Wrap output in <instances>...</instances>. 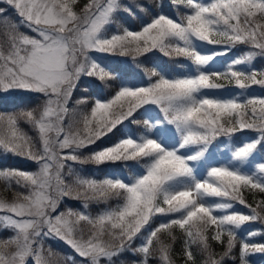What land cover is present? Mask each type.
I'll list each match as a JSON object with an SVG mask.
<instances>
[{"label":"snow or ice","instance_id":"6c2138e0","mask_svg":"<svg viewBox=\"0 0 264 264\" xmlns=\"http://www.w3.org/2000/svg\"><path fill=\"white\" fill-rule=\"evenodd\" d=\"M3 2L0 98L19 91L44 101L39 110L0 113V151L38 165L36 171L0 169L6 188L24 189L11 202L0 198L7 213L0 230L13 232L0 239V264H61L51 245L45 248L50 239L62 240L85 264H115L112 258L124 251L139 254L131 264H176L177 229L183 264H224L227 258L250 264L251 254H264V243L241 239L233 255L237 231L264 224V199L253 207L244 197L245 191L254 199L264 194V96L251 91L264 87V70L247 67L264 57V0H172L168 6L88 0L79 11L78 0ZM175 5L185 11H174ZM124 12L143 13L140 26L110 32ZM237 45L249 50L229 55ZM154 52L162 54L159 62L146 55ZM96 53L143 56L156 67L133 79ZM82 76L93 78L89 86L98 92L91 101L76 100L90 104L86 110H71ZM21 121L36 131L35 139ZM69 162L112 167L96 179ZM65 198L82 199L85 211H60ZM90 202L104 209L93 215ZM213 242L224 251L217 253Z\"/></svg>","mask_w":264,"mask_h":264},{"label":"rangeland","instance_id":"374dc122","mask_svg":"<svg viewBox=\"0 0 264 264\" xmlns=\"http://www.w3.org/2000/svg\"><path fill=\"white\" fill-rule=\"evenodd\" d=\"M153 1L154 0H150V2H153ZM156 1L158 2V4L163 3V0H156ZM128 2H129V0H121V3L124 4L125 6L128 4ZM0 3L5 4L3 2V0H0ZM86 3H88V0H78V4L76 5V10L79 11V9L81 7H83V5H85ZM170 4H172V0L170 1ZM7 7L8 6L6 5V8ZM173 8H174L173 9L174 11H177L181 14L185 11V9L182 5H175V6H173ZM124 15L128 18L132 17V16H129L127 12H124L122 14H117V16L114 17V21H115L114 24L109 27L110 32L115 31L121 25L126 26V27L129 26L128 24H124V22H123V18H124L123 16ZM13 16H15V15L13 14ZM22 29H23V31H26L24 28H22ZM29 34H31V33H29ZM248 50H249V48L246 45H237L236 48L233 50V52L229 53V55L234 56V57L239 56ZM154 53H155V55H153V56L147 55V57L149 59H153V60H156L157 62H159L161 57H162V54H160L158 52H154ZM95 55L105 57L106 63L113 64L115 66V68H117V69H119V68L126 69L129 78H133V79L139 78L140 74H144V76H146L147 73L145 72V69H152L151 68L152 66L147 64L148 59H145V57H143V56L139 57L137 60H133L131 56L109 58L107 54L96 53ZM163 59L166 61H169V63H172V61H170L169 58H167V57H164ZM141 61H143V63H141ZM175 63L177 65H185V61L182 58H176ZM151 65L156 67V65L153 63H151ZM247 67L255 69V70H264V57L257 56L253 60L252 64L248 65ZM185 70H187L186 65H185ZM110 71H111V69H110ZM83 77L84 76L81 77V82L79 83L77 90L73 93V99L69 102V107H71V109L75 110V111H83V110H86L87 107H90V104L88 106L76 104V100L80 99L81 97H84L86 88H89L91 91H97L96 89H98V86H91V87L89 86L92 83L93 78L87 77L86 79H84ZM81 84L83 86H81ZM251 91L255 95L264 96V87L253 85ZM96 95H97V92L94 94L93 98L96 97ZM160 128H161L163 134H168V130L165 128V126L161 125ZM244 135L245 136H252L253 133L246 131L244 133ZM222 151H224L223 145L220 146V152H222ZM220 152L216 153L217 157H219ZM84 155H88V153L84 152ZM69 164L75 170V172L79 173L81 176H90V177L94 176L96 179H102L105 176V174L104 175L97 174L95 171H92V170L87 172V171H84L81 169H76L75 163L69 162ZM25 165H26V168H22L23 166L20 163L16 169L36 171L38 168V165L36 163H26ZM77 165L84 168V167H87L88 164H84V165L77 164ZM3 168H6V167L0 166V169H3ZM65 172H67V167L65 168ZM98 177H100V178H98ZM71 179H73V178L71 177ZM66 182L70 184V179L69 178L66 179ZM0 198H2V197H0ZM3 199H5L9 202H11L13 200V198H3ZM236 207H237V210L244 212L245 214H250L248 212V210L246 208H244V206L237 205ZM67 208H71L74 211H81V212L85 211L83 206H71V203L67 201V198H65L64 202L62 203V205L60 207V211H64ZM100 211H102V210H100ZM100 211L96 212L94 215L98 214ZM6 214L7 213L0 210V216L6 215ZM0 223H3V221H0ZM252 230H255L258 234L254 237H249L247 235V233L249 231H252ZM12 235H13V232L10 229L0 230V239H6ZM237 235H241L242 238L244 240H247V242H249V243H264V224H261L259 221L250 222V223L242 226V228L237 231ZM45 242L49 243L50 245L54 246L57 249L58 254H59V259L62 260V262H63V260H68V257H72L74 259V255L76 253L70 247H68L62 240L50 239V240H46ZM45 248L47 249L48 246H45ZM54 252H56V251H54ZM248 259L252 264H264V254H261V253H253L248 257ZM74 262L76 264H85L84 260L79 256L74 260ZM101 264H106V262L104 260H101ZM115 264H119V262H117Z\"/></svg>","mask_w":264,"mask_h":264},{"label":"trees","instance_id":"16d2710c","mask_svg":"<svg viewBox=\"0 0 264 264\" xmlns=\"http://www.w3.org/2000/svg\"><path fill=\"white\" fill-rule=\"evenodd\" d=\"M171 0H163V4L168 6L170 4ZM153 4L159 5L158 2L156 0H154L152 2ZM0 8H6V4H1L0 3ZM174 9V8H173ZM167 10V8H166ZM13 15V14H12ZM144 15L143 13H138L136 16H132L131 18L126 17L125 15L123 16V22L124 24H128L129 26L134 25L136 26V28H138L141 24V16ZM16 17L13 16V19H15ZM21 31H23V29H20ZM146 55H155V53H148ZM148 65L152 66L151 68H155V66L151 65V63H147ZM84 79H86L87 77H83ZM81 82V81H80ZM81 86H83L81 84ZM112 87H115V85H111L109 86V88L105 89V91H109L111 90ZM97 91H91L89 88H86L84 97H86L89 101H91L93 99V96L96 92H98V89H96ZM2 102H0V113H15V112H19L22 110H30V109H37L39 110V108L43 105V101L44 98L43 96L37 94V93H28V92H14L12 95H8V96H3L2 98ZM71 109V107H69ZM72 110V109H71ZM147 118V117H145ZM139 119V117H138ZM19 127L21 129H23L25 132H27L30 136H32L34 139L36 138V131L26 122L21 121L19 123ZM22 164V168H26V163H35L33 161H31L30 159H26V158H22L19 156H14L12 154H7V153H3L2 151H0V166L2 167H6V168H17V166H19V164ZM112 165H100V166H96L94 164H88L87 167H80L79 165H75L76 169H81L84 171L89 172L90 170L95 171L97 174H102V175H106L107 170L109 168H111ZM70 179V184L72 183V179L71 177H66V179ZM100 178V177H98ZM24 189L16 186V185H12L10 188H6L5 187V183L3 181H0V197L2 198H14L15 194L18 192H23ZM13 196V197H12ZM244 197L245 200L247 201V203L252 204L253 207L256 206V200L259 199H264V194H261L259 192L255 193V199L253 198V194L249 191H245L244 192ZM67 201L71 203V206H83V200H76V199H68ZM104 209V205L103 204H96V203H92L90 202L88 205V211H90L93 215ZM176 235H177V242L175 243V245L173 246V253H172V258L175 260L176 264H183V255H182V243H183V236L180 233V231L177 229L175 230ZM209 235H211V231L209 232ZM242 236L241 235H237V248L236 250H234L233 255H237L238 253V249H239V242L241 241ZM211 242V241H210ZM141 241L137 240L133 243L132 247L136 248L140 246ZM45 246H49L50 244L47 242H44ZM213 246L215 248V251L217 253H220L222 251H224V248L222 245H218L215 244L213 242ZM51 248L56 251V253H58L57 249L51 245ZM193 251L194 254L197 253V248L194 246L193 247ZM159 253L153 252V256H158ZM78 257L77 254L74 255V259H68V260H61V264H76L74 262V260ZM139 258V254H137V256H133L129 251H124L122 252L119 256L117 257H113V261H115V263L119 262V264H131V261H133L134 259L138 260ZM199 259V256H198ZM149 264H159V261L156 259H150ZM224 264H233V261L231 260V258H227L224 262ZM238 264V262H237ZM250 264H252L250 262Z\"/></svg>","mask_w":264,"mask_h":264}]
</instances>
